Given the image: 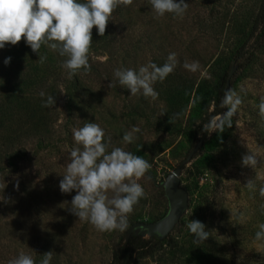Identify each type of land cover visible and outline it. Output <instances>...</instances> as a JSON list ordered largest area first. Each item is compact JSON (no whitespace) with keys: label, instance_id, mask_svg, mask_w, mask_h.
<instances>
[{"label":"rangeland","instance_id":"obj_1","mask_svg":"<svg viewBox=\"0 0 264 264\" xmlns=\"http://www.w3.org/2000/svg\"><path fill=\"white\" fill-rule=\"evenodd\" d=\"M255 1L235 0L231 6L227 0H185L188 8L182 19L171 15L157 19L149 0H132L129 6L116 8L108 22L117 37L116 50L111 54L110 50L92 44L90 70L81 71L72 79L61 67L66 57L41 47L40 53L47 56L51 69L61 77L65 97L60 104L58 134L53 145L39 151L31 165H22L27 191L20 185L21 179L8 190L17 194L16 206L4 209L6 200L0 199V227L10 228L0 240V264H9L20 253L35 260L49 252L59 264H111L114 249L132 225L154 223L167 215L169 204L162 183L200 142L196 129L199 104L193 94L187 104L182 102L173 108L179 113L172 112L173 120L167 122L165 113L172 110L159 94L155 99H146L142 94L131 96L114 72L166 62L169 53H175V69L195 83V88L201 82H213L216 63L229 48L220 36L201 30L200 21L212 10L242 12ZM185 63L194 64L195 69H186ZM233 78L231 89L242 100L232 118L233 126L229 133L225 129L212 133L194 160L184 167L180 180L189 192L190 209L169 236L177 240L188 235L186 225L190 220L201 221L205 207V219L217 245L215 251L206 246L202 253L185 255L176 264H264V241L255 240L259 225L264 224V198L259 195V188L264 186V119L258 109L264 97V48L252 65L238 67ZM71 93L78 97L76 109L67 106ZM86 122H95L104 130L109 151L121 147L151 165L138 181L146 197L134 206L124 232H99L90 223L78 221L71 212L76 192L60 191L69 154L75 147L72 130ZM133 126L140 129L134 142L121 143L123 134ZM246 152L255 155L258 164L254 168L242 167ZM249 179L254 182L253 190L245 187ZM241 214L243 218L237 220ZM137 264H160L159 257L142 259Z\"/></svg>","mask_w":264,"mask_h":264},{"label":"clouds","instance_id":"obj_2","mask_svg":"<svg viewBox=\"0 0 264 264\" xmlns=\"http://www.w3.org/2000/svg\"><path fill=\"white\" fill-rule=\"evenodd\" d=\"M131 3L132 0H0V50L6 45L16 46L23 39L32 52L38 54V62L43 64L47 57L39 52L45 46L66 57L61 67L67 72L68 79H72L81 71L86 73L90 70L88 57L93 43V28H96L97 35L104 37L114 10ZM149 3L157 19L167 15L182 19L188 8L185 0H149ZM10 63L11 57L5 58L4 65ZM176 65V54L169 53L163 65L148 63L138 69H117L114 77L122 88L130 91L131 96L142 94L146 99H155L158 93L153 84L164 81ZM184 67L195 69L194 64L185 63ZM40 96L43 98L45 94L41 92ZM241 103L235 91L226 90L220 107L227 110L212 116L203 124V131L210 136L222 132L225 127L231 128L232 118ZM55 104L56 100L51 95L42 100V107ZM258 109L264 119V97H261ZM139 132V127L133 126L123 134L121 143H133L135 134ZM104 137V130L95 122H86L72 130L75 147L69 154L59 188L63 194L76 192L71 200V212L78 221L90 223L99 232H124L134 206L146 197L138 181L151 165L143 157L121 147H113L109 151ZM241 164L244 168H254L258 161L254 154L246 152ZM245 187L253 190L254 182L249 179ZM259 195L264 198V186L259 188ZM242 218V214L236 217L237 220ZM186 227L193 235L194 243L208 240L209 231L202 222L190 220ZM255 240L264 241V224L259 225ZM52 258L53 253H45L40 264H50ZM9 264H35V261L30 255L20 253Z\"/></svg>","mask_w":264,"mask_h":264},{"label":"trees","instance_id":"obj_3","mask_svg":"<svg viewBox=\"0 0 264 264\" xmlns=\"http://www.w3.org/2000/svg\"><path fill=\"white\" fill-rule=\"evenodd\" d=\"M227 1L231 6L235 2ZM199 26L201 30L223 38L229 48V52L216 63L215 80L201 82L195 88V83L175 69L164 81H157L155 87L172 110L165 113L167 122L170 123L173 120L172 112L173 115L179 113L173 108L182 102L187 104L194 94V101L200 107L197 136L204 146L210 137L203 131V124L212 116L227 110L220 107V101L227 90L232 67H249L257 59L258 52L264 48V0H256L252 5L244 7L242 12L236 9L233 12L229 9L226 13L212 10L200 21ZM92 37L95 47L102 46L110 50L111 54L116 50L117 37L109 23L104 37L97 35L95 27ZM39 54L45 56L40 52ZM7 57H11V63L5 66L4 60ZM38 60V54L33 53L23 39L16 46L6 45L5 49L0 50V199L6 200L4 209L17 205L14 199L17 194H10L8 191L12 189V183L22 179L20 185L25 192L28 189L23 181L25 174L22 165L29 166L34 163L37 153L48 150L58 134L56 128L60 120V104L65 97L60 87L62 80L51 69L48 60L43 64ZM155 63L163 65L165 61ZM41 92L45 94L43 98L40 96ZM49 95L55 98L56 104L42 107V100H46ZM76 98L77 95L71 93L67 97V106L76 109ZM212 105L214 106L211 111ZM224 129L229 133V128ZM203 209L206 211L205 207ZM203 209L200 222L209 231L207 241L194 243L190 233L177 240L172 237L164 240L157 237L149 239L132 234L128 241L124 239L116 246L111 264H137L139 260L153 256L159 257L160 264H176L185 255L202 253L206 246L215 251L217 241L207 225ZM5 230L10 231V228L0 227V240ZM11 231L13 233L14 229ZM53 257L50 264H59L56 256ZM41 259L42 256L37 257L35 264H40Z\"/></svg>","mask_w":264,"mask_h":264},{"label":"water","instance_id":"obj_4","mask_svg":"<svg viewBox=\"0 0 264 264\" xmlns=\"http://www.w3.org/2000/svg\"><path fill=\"white\" fill-rule=\"evenodd\" d=\"M237 69L238 66L236 65L231 69L227 90L231 89V81ZM202 147L203 142H200L183 161L182 165L171 172L166 181L162 183L169 204L167 215L154 223H137L132 225L125 235L126 241L129 240L132 234L141 235L149 239L157 237L160 240H164L181 224L183 216L190 209V195L189 192L182 187L180 178L184 167L194 160Z\"/></svg>","mask_w":264,"mask_h":264}]
</instances>
